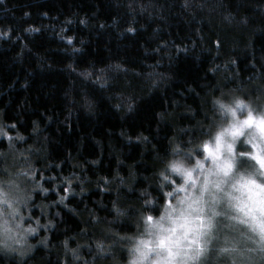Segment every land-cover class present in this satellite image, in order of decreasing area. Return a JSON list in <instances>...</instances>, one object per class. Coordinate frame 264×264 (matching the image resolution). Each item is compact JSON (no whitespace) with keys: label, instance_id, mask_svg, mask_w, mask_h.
<instances>
[{"label":"trees","instance_id":"trees-1","mask_svg":"<svg viewBox=\"0 0 264 264\" xmlns=\"http://www.w3.org/2000/svg\"><path fill=\"white\" fill-rule=\"evenodd\" d=\"M0 32H8L0 36V122L25 136L15 150H25L20 159L30 156L49 188L33 203L48 204L55 222L28 237L33 247L23 255L0 252V264H63L61 241L93 216L109 217L118 191L132 198L102 178L147 175L154 146L163 151L180 128L195 135L220 89L264 92V0H0ZM0 152V164L10 163L7 138ZM70 174L83 180L71 194L59 182ZM31 215L46 222L40 207Z\"/></svg>","mask_w":264,"mask_h":264},{"label":"clouds","instance_id":"clouds-1","mask_svg":"<svg viewBox=\"0 0 264 264\" xmlns=\"http://www.w3.org/2000/svg\"><path fill=\"white\" fill-rule=\"evenodd\" d=\"M206 104L207 122L195 135L182 137L186 129L180 128L163 151L154 146L147 175L117 171L107 179L132 198L118 191L109 217L93 216L88 229L61 241L63 264H264V92L253 97L245 87L222 88ZM5 133L9 127L0 122V138ZM11 137V161L0 164L7 173L0 175V252L23 255L25 246L33 247L28 237L55 222L47 218L48 204L33 203L35 191L46 195L49 188L43 174L37 179L32 158L20 159L25 150H15L13 141L25 136L16 131ZM65 178L67 193L75 192V181L83 184L78 174L59 182ZM34 207L46 222L32 217ZM39 242L47 246L48 237Z\"/></svg>","mask_w":264,"mask_h":264},{"label":"snow or ice","instance_id":"snow-or-ice-1","mask_svg":"<svg viewBox=\"0 0 264 264\" xmlns=\"http://www.w3.org/2000/svg\"><path fill=\"white\" fill-rule=\"evenodd\" d=\"M25 15H27V13H25ZM81 23H84V21H81ZM28 30H29V31H33V29H28ZM62 31H63V30H62ZM129 31H133V29L130 28ZM0 36H8V32H0ZM64 38L68 40L69 44H71L72 39H73L71 36H67V37H64ZM74 51H75V50H74ZM117 67H119V66H117ZM101 72H103V70H101ZM81 75H82V76H85V77H88V76L91 75V73L85 71V72H82ZM97 79H100V77H97ZM84 104H85V106H87V107H89V108L92 107V101H91L90 99H88L87 96H85V98H84ZM128 107H129V109H131V108H132V105L129 104ZM34 123H35V122H34ZM8 127H9V129H14V128H16V125H15V124H11V125H8ZM33 131H34V132L36 131V128H35V127L33 128ZM5 135L7 136V138L9 139V141L12 140L11 135H8L7 133H5ZM121 135H123V133H121ZM136 139H137L138 141H141L142 139H145V138H142L141 135H138V136L136 137ZM97 162H98V161H96V160L91 161L92 164H96ZM57 167H59V165H57ZM24 174L27 175V174H29V173H28L27 171H25ZM36 175H37V174H36ZM47 179H49V180H53L54 178H53V177H48ZM102 179L104 180V183L106 184V182H107V178L105 177V178H102ZM63 184L66 185V186L63 188V191H64L65 193H67V192L69 191V188H70V181H68L67 178H65V181H64ZM71 187H72V186H71ZM59 203L61 204V202H59Z\"/></svg>","mask_w":264,"mask_h":264},{"label":"rangeland","instance_id":"rangeland-1","mask_svg":"<svg viewBox=\"0 0 264 264\" xmlns=\"http://www.w3.org/2000/svg\"><path fill=\"white\" fill-rule=\"evenodd\" d=\"M30 236H32V235H30ZM25 248H26V246L23 249H25Z\"/></svg>","mask_w":264,"mask_h":264}]
</instances>
